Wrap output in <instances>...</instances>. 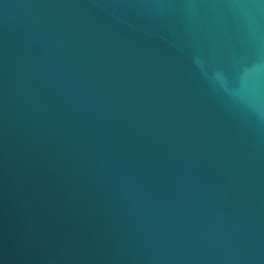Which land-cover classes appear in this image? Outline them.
I'll return each mask as SVG.
<instances>
[{
	"label": "water",
	"instance_id": "obj_1",
	"mask_svg": "<svg viewBox=\"0 0 264 264\" xmlns=\"http://www.w3.org/2000/svg\"><path fill=\"white\" fill-rule=\"evenodd\" d=\"M0 264H264V0H0Z\"/></svg>",
	"mask_w": 264,
	"mask_h": 264
}]
</instances>
